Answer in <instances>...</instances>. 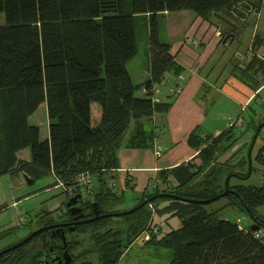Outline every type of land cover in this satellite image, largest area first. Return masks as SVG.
Masks as SVG:
<instances>
[{
    "label": "trees",
    "instance_id": "1",
    "mask_svg": "<svg viewBox=\"0 0 264 264\" xmlns=\"http://www.w3.org/2000/svg\"><path fill=\"white\" fill-rule=\"evenodd\" d=\"M245 1L261 5V0H0V177L23 173L34 180L52 173L71 186L70 179L80 172L97 170L102 176L105 170L117 168V152L124 147H152L154 131L141 120L166 113L176 97L172 90L166 99L156 102L154 87L165 86L167 80L166 87H170L173 81L169 76L177 79L183 71L171 52L172 45L160 40L159 15L188 10L210 21L212 14ZM143 19L149 21L150 79L135 84L127 65L138 53L137 28ZM257 38L252 51L261 45ZM244 72L250 86L258 89L264 82L258 80V74L264 73L263 59L254 54ZM42 103L50 121L49 137L44 140L41 129L30 123ZM92 103L101 106L96 123H92ZM132 122L135 127L126 139ZM202 134L198 127L189 137L188 144L198 152L191 161L161 172L164 180H175L174 187L138 197L136 207L161 193L182 199L163 196L134 213L116 216L124 220L121 228L112 227L116 217H104L82 223L75 231L65 229L70 253L78 243L69 241V235H88L93 246L85 253L98 256L95 262L78 263L83 254L72 264H119L146 229L150 205L161 201L168 205L158 208L157 215H168L166 222L177 216L181 227L146 243L170 249L171 264H264V245L251 227L218 219L221 210L237 206L264 228V218L257 211L264 207V185L232 184L233 178L249 179V171L241 170L249 160L234 165L239 171L228 173L233 167L229 162L217 163L218 155L238 141L233 126L215 138ZM27 147L31 159L21 161L17 152ZM263 153L264 146L257 159ZM99 184L93 199L101 214L120 212L106 211L104 204L115 195L123 200L124 194H114L104 176ZM226 185L236 192L225 196L228 206L208 210L206 204L196 202L217 197L226 191ZM90 204L88 219L94 216ZM47 240L48 231L38 234L24 246L4 253L0 264H37ZM32 243L41 247L28 249Z\"/></svg>",
    "mask_w": 264,
    "mask_h": 264
},
{
    "label": "crops",
    "instance_id": "2",
    "mask_svg": "<svg viewBox=\"0 0 264 264\" xmlns=\"http://www.w3.org/2000/svg\"><path fill=\"white\" fill-rule=\"evenodd\" d=\"M261 5L264 6L263 3ZM256 11L258 10L256 9ZM164 13L175 16L178 21L171 24V29L168 26L169 37L163 36V32L160 31V40L162 42V37H165L168 40L166 42L172 43L173 48L178 49L176 61L182 66L183 71L178 75L177 79L174 76H169L170 80L173 81L171 86L166 87L167 80L165 86L161 85V89H167L166 97L170 90H173L179 84L182 91L176 96L174 103L166 113H157L152 117H146L141 120L143 125L154 131L155 138L152 147H147L146 149L124 147L117 152L118 167L114 182L122 188L121 195L124 194L126 189L130 188L133 189L135 196H137L135 198L140 197L143 191L149 190L150 186L155 183L157 186L163 185L160 178L161 172L171 170V168L182 163H188L198 154L196 149L188 144L189 137L196 128H201L203 137L205 135H211L213 138L218 137L232 126L235 132L239 129L244 134L248 130L246 117L248 115L251 116L252 113L257 116V111L252 108V104L256 103L259 108H264V82L261 81L258 89L255 90L246 81L243 74L248 65H245V59L249 60L256 54L257 57L264 60L263 55L260 54L262 49L264 50V45H260L257 50L252 51L257 36L255 34V26L253 27L249 24L245 26V31L253 29H251L249 35L248 45L244 53L241 54L239 51L242 43L241 38L236 36L235 33L227 32L228 29L224 27V24L228 26L225 19L231 21V18H228L223 12L212 14L211 20H206L211 27L204 21L205 19L197 17L192 11ZM217 28L221 30L218 33L220 36H217L218 34L214 32ZM203 30H209L210 32L205 33ZM189 33H192V36L196 35L195 38L198 39L199 44L195 45L191 38H187ZM223 34H226V36L221 41V35ZM200 38L201 40H199ZM234 44L237 45L234 55L226 57L228 49L233 47ZM251 44L252 47L250 48ZM148 51L149 45L146 51L147 56ZM142 67L140 68L141 71L138 69L139 73L135 77L138 81H135L130 68L127 66L131 79H133L135 84H143L150 79L149 56L148 61H144ZM133 68L136 69L135 65ZM158 99L160 100V98ZM250 109L252 113L250 111L246 116ZM259 132L258 130L255 138L259 135ZM48 137L49 133L44 138L41 137V139H48ZM253 144V142L250 144L249 140L239 139L236 146L238 148L230 151L236 157L247 155L248 166L251 167L249 176H247L249 180L254 168L251 160ZM159 147L162 148V153L157 157L155 156V151ZM243 152H247L246 155ZM18 159H20L19 156ZM60 182L62 181L56 179V183H54L55 189L58 186L61 187L59 185ZM126 182L129 183L126 184ZM253 185L262 187L264 178L260 183ZM95 187L96 185L92 184V191L96 190ZM63 188L65 189L64 193L67 195V187L63 186ZM91 195L90 201L84 198L85 203L95 202L93 193ZM123 199L126 200L125 194ZM137 203L138 201H136L135 206ZM0 209H3L1 205ZM47 212L52 213L53 211L48 210ZM254 222L253 220L252 223L254 224ZM165 224L170 223L167 221L161 226L167 227ZM253 224L250 226L242 224L241 226L249 228ZM180 225L181 221L179 227H181ZM169 228L171 229L172 227L170 226Z\"/></svg>",
    "mask_w": 264,
    "mask_h": 264
},
{
    "label": "rangeland",
    "instance_id": "3",
    "mask_svg": "<svg viewBox=\"0 0 264 264\" xmlns=\"http://www.w3.org/2000/svg\"><path fill=\"white\" fill-rule=\"evenodd\" d=\"M259 1V0H256ZM261 4H264V0L260 1ZM259 3V2H258ZM257 3V5H258ZM259 5L255 6L252 5L251 2H244L240 5H235L233 8L223 12L228 18H231V21L228 19L226 20V24H224V27L228 29V33H235L236 36H240L241 38V45H240V52L241 54L244 53L247 45H248V39L249 35L251 33V29H248V31H245V26L247 24L252 25L256 30V35L258 36L257 40L259 44L264 45V6ZM256 8L258 11H256ZM263 9V11H261ZM1 23H5V16L1 15ZM221 18V17H219ZM158 20L160 21V31L163 32V36L169 37V31L168 26L170 27L171 24H174L178 21V18H175V16H170L169 14H161L158 17ZM206 21V20H204ZM207 22V21H206ZM208 23V22H207ZM258 26H257V25ZM148 25L149 21L146 19L142 20L141 23L139 22L138 28H137V45H138V53L134 59H132L131 62L128 63V68H130L131 74L135 81H138L135 77L137 76L138 69L143 68L144 61H148L147 56V47H148ZM208 26L211 27V25L208 23ZM166 27V29H165ZM165 29V30H164ZM171 29V27H170ZM205 33L210 32L209 30H203ZM218 28L216 31L214 30L215 34L219 33ZM245 31V32H244ZM161 33V32H160ZM196 36V35H195ZM195 36H192V33H189L187 35V38H191V40L194 42L195 45L199 44L198 39L195 38ZM217 36H220L218 34ZM221 41L225 38L226 34L221 35ZM162 37V42L166 43L167 38ZM201 40V38L199 39ZM169 43V42H167ZM172 45V43H170ZM237 47V45L234 44L233 47L228 49V53L226 54V57H232L234 55V50ZM252 47V44L250 48ZM249 48V49H250ZM178 49L173 48L171 49V52L175 57L177 58ZM264 50L262 49V52H260L261 55L264 57ZM252 53V52H251ZM244 55V54H243ZM242 55V56H243ZM251 55V54H250ZM252 56V55H251ZM247 57V55H246ZM234 58V57H233ZM245 59L244 63L245 65L248 64L249 60ZM264 61V60H263ZM136 67L134 69L133 67ZM258 79H261L264 81V73L261 72V74H258ZM167 89H161L159 88V92L154 96V98H160V99H166L165 93ZM175 89L173 88V91ZM172 90H170L171 92ZM175 93V92H172ZM176 94V93H175ZM177 96V94H176ZM176 98V97H175ZM92 123H96L97 121H100L101 118V106L97 103H92ZM252 108H255L257 111V116L254 115L251 111V109L247 112L246 116L251 111V116L248 115L246 117V122L248 123V130L242 134V132L237 129L236 135L239 136V139L242 140H249L250 144L252 142L254 143L251 148V160H252V166L253 172L251 174V179H240L237 180L235 178L232 179V184H246V185H252L257 184L263 181L264 176V155H262L259 159H256V156L258 155V151L262 146L264 145V126L262 124L264 123V108L260 107L256 104H252ZM30 123L37 125L39 129H41V137L44 138V136L49 133V117L47 116V106H45V103H42L40 105V108L31 115L30 117ZM135 122H132L130 125V129L126 132L125 137L131 138L132 131L135 127ZM134 126V127H133ZM133 127V128H132ZM259 132V135L255 138L256 134ZM243 131V130H242ZM238 142V141H237ZM237 142L234 146H232L229 150L226 152L219 154L217 158V163L222 164L229 162L230 166H233L232 168H228L227 173L230 171H239L238 168H236L234 165L239 164L242 160H247L246 156L242 155L239 157H236V155L232 154L230 151L232 149L236 150L238 147ZM132 149V148H130ZM142 149V148H137ZM156 152V151H155ZM20 160H30L31 159V152L30 148H24L22 151L17 152ZM264 154V153H263ZM156 156V154H155ZM27 159V160H26ZM259 162H258V161ZM211 168L216 169L219 167V165H212ZM117 168L114 169H108L105 170V175L101 176L100 171H83L80 172L79 175L76 177H73L70 179V182H73V185L67 186V189L71 188V192L69 191L67 195L64 193L65 189L63 186L59 187L57 189L54 188V183H56L55 175L52 173L46 174L44 177L37 178L34 181V184L29 185L26 180L24 174H16L15 176H7L3 175L0 177V205L2 206V210L0 213V252H2L4 249H7L9 247L14 246V244L23 241L26 237L31 235L34 231H36L39 228L46 227L47 223L50 224H59V223H68L70 222V216L67 213V209L65 208V204L68 201V196L71 197V195L78 194L80 192V186L79 182L82 177H86L91 180V184L96 185V190L100 188L99 180L101 177H105L107 180V183L109 184L112 192L114 194H117V196H122V188L119 187L117 183H115V174ZM249 169L251 167L246 166L242 172L248 173ZM164 175L160 173V178L163 185L157 186V184H153L150 186L149 190L143 191V193L140 196H143L145 194H149L151 192L160 191L161 189H169L171 190L175 183L172 181H169V179L164 180ZM227 181V180H226ZM129 183V182H128ZM126 182V184H128ZM93 193V191H92ZM91 193V194H92ZM91 194L89 192H85V197L87 201H90ZM126 195V200H118L115 196H111L110 203L104 204L106 211H116L119 210L120 212L127 211L128 209L135 208V203L137 201V196H135L133 189H126L124 192ZM153 197V196H152ZM151 198V197H150ZM114 200V201H113ZM149 200V199H148ZM63 202V203H62ZM230 203L228 198L222 197L218 200L207 204L208 210H216L220 207H223L224 205H227ZM167 204L166 201H161L157 203H153L150 206L151 212V219H153V222L161 226L163 223H165V218L169 217L168 215H162V218L157 215V209L163 208ZM60 206V207H59ZM53 211L51 214L44 216L47 211ZM258 214L260 217L264 218V207H259L257 209ZM24 219L25 222L22 220ZM218 219H226L228 221L237 222L241 225H248L250 226L253 224V220L249 216L247 212L244 210L238 208L237 206H228V208L223 209L219 212ZM124 221V220H123ZM121 219H118L116 217L115 221L113 222V226L115 229L116 227L121 228L124 226V222ZM180 219L177 216H173L172 218H169L168 222L170 224H165L167 226L166 231H169V227H179ZM150 221L148 222V224ZM147 224V225H148ZM146 225V226H147ZM164 231L162 232V234ZM161 234V235H162ZM160 237V236H156ZM69 241L77 242L78 246L72 251L74 258L76 259L79 256L84 257L81 258V260L78 261L81 262L83 260L95 262L98 259V256L95 254H87L85 253L91 247L93 246L92 241H90L88 235H82L79 236L78 234H71L69 235ZM36 245V243H32L31 245L27 246L28 249L32 248ZM38 247H41V244L37 243ZM36 245V246H37ZM172 260V252L170 249L161 248L155 244V242L146 243L143 242V239H138L135 241L129 249L125 252L123 257L120 259L119 264H171Z\"/></svg>",
    "mask_w": 264,
    "mask_h": 264
},
{
    "label": "water",
    "instance_id": "4",
    "mask_svg": "<svg viewBox=\"0 0 264 264\" xmlns=\"http://www.w3.org/2000/svg\"><path fill=\"white\" fill-rule=\"evenodd\" d=\"M23 176H25V180L29 185L34 184L35 179L34 180L31 179L26 174H24ZM225 190H226L225 192L219 194L215 198L207 199V201H196V202H200V203L207 205L209 203H212V202L218 200L219 198L228 196L231 193L232 194L236 193L235 190L228 188V185H226ZM163 196H165V197H172L173 196L177 199H182L181 197H179L175 194L161 193L158 196H153V197L149 198V200H146V201L138 204V206L133 208V209H128L127 211H123V212L104 213V214H101L100 207L98 206V203L92 202L90 204V207L92 208L94 216L92 219H88V218H85L86 212L88 210V207H87L88 204L85 203L84 197L82 196V194H80V193L75 194L69 198V200L67 201V203L65 205V208H67V214L70 216V219H72L70 222L59 223V224H49L47 227H42V228L37 229L31 235L26 237L23 241H20V242L14 244V246L9 247L7 249H4L2 252H0V258H1V256H3L4 253L11 251V250H14V248L24 246L25 243H27L28 241H30L31 239L36 237L38 234L50 230L51 235H50L49 242L55 244L59 248L61 247L64 249V251L62 253L63 255L57 256L55 259H52V263L53 264L54 263H56V264H72L74 261V257L72 255V253H70L69 248H68L66 231L64 230L65 228H68V231L71 232V231H75L76 226H78L82 223L93 222L94 220H98L101 218L103 219L104 217L126 216L127 214H131V213L138 211V209L150 204L151 201H154V200L161 198ZM259 229H260V226L258 225V223L254 222L253 226L251 227V231L254 232V231H257ZM37 264H51V263L50 262L45 263L44 261L40 260V261H38Z\"/></svg>",
    "mask_w": 264,
    "mask_h": 264
},
{
    "label": "built area",
    "instance_id": "5",
    "mask_svg": "<svg viewBox=\"0 0 264 264\" xmlns=\"http://www.w3.org/2000/svg\"><path fill=\"white\" fill-rule=\"evenodd\" d=\"M161 87V85H156L154 87V92H155V95L157 94V92H159V88ZM174 92L178 95L182 89H181V85H177L175 88H174ZM146 90H144L145 92ZM158 97L157 98H154V101H158ZM162 153V148L159 147L155 154L157 157H159ZM59 185L61 186H66L63 182H60ZM79 186H80V194H82L83 197H85V192H89V194L92 193V184H91V180L86 178V177H82L80 182H79ZM66 191L68 192V194H71L69 193V191L71 192V188H69V190L66 188ZM72 196V195H71ZM85 201V200H84ZM86 202V201H85ZM151 206V205H150ZM152 212V210H151ZM23 222H25L24 220H22ZM167 227H163V226H159L158 224L154 223L153 222V219L150 220V223L146 226V229H144L141 234L139 235L138 239H143V242H150L151 241V238L153 236H160L162 234L163 231L166 230ZM255 234V237L260 239L262 244L264 245V228H261L257 231H254Z\"/></svg>",
    "mask_w": 264,
    "mask_h": 264
},
{
    "label": "flooded vegetation",
    "instance_id": "6",
    "mask_svg": "<svg viewBox=\"0 0 264 264\" xmlns=\"http://www.w3.org/2000/svg\"><path fill=\"white\" fill-rule=\"evenodd\" d=\"M48 225H46V227ZM65 229L68 230V228H65ZM48 232H49V239H50L51 232H50V230H48ZM45 243H46L45 248L41 251L42 252V254H41L42 256L38 259V261L41 260V261H44L45 263L50 262L51 264H53L52 263V259H55L57 256H60V255L62 256L63 255L62 253H63L64 249L61 248V247L60 248L57 247L55 244L49 242V240L45 241ZM72 255H73V253H72ZM74 260H75V258H74ZM54 264H56V263H54Z\"/></svg>",
    "mask_w": 264,
    "mask_h": 264
}]
</instances>
